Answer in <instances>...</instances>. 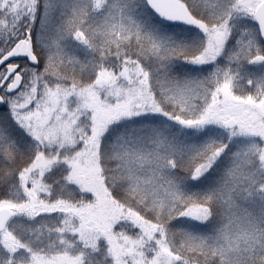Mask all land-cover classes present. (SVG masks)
<instances>
[{
  "label": "snow or ice",
  "instance_id": "1",
  "mask_svg": "<svg viewBox=\"0 0 264 264\" xmlns=\"http://www.w3.org/2000/svg\"><path fill=\"white\" fill-rule=\"evenodd\" d=\"M0 264H264V0H0Z\"/></svg>",
  "mask_w": 264,
  "mask_h": 264
}]
</instances>
